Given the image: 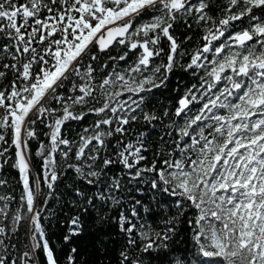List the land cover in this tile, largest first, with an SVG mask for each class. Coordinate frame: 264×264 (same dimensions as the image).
Returning a JSON list of instances; mask_svg holds the SVG:
<instances>
[{
    "label": "snow or ice",
    "instance_id": "1",
    "mask_svg": "<svg viewBox=\"0 0 264 264\" xmlns=\"http://www.w3.org/2000/svg\"><path fill=\"white\" fill-rule=\"evenodd\" d=\"M177 70L195 82L146 110ZM139 121L164 129L154 147L130 135ZM70 122L84 125L71 138ZM9 160L22 193L0 195V264H264V0H0V169ZM68 174L58 255L43 221ZM181 220L192 260L172 246Z\"/></svg>",
    "mask_w": 264,
    "mask_h": 264
},
{
    "label": "trees",
    "instance_id": "2",
    "mask_svg": "<svg viewBox=\"0 0 264 264\" xmlns=\"http://www.w3.org/2000/svg\"><path fill=\"white\" fill-rule=\"evenodd\" d=\"M175 35L178 40H182L185 35V29L183 27H178ZM195 38L196 37H194V39ZM120 51H123V49L116 45H114L113 48L109 49V52L112 55H118ZM99 55L101 57V61L107 62V56L105 53H99ZM132 59L134 60V57ZM129 62H132V61L130 60ZM119 64L121 65V67L125 66V62L123 61L119 62ZM181 78H183L181 82V91L186 85H189L195 82V78L191 77L190 75L186 73H183L180 70H177L171 76L170 82L168 83L167 88L156 89L151 94H145L147 97L146 110H153V109L160 110L163 107L169 106L170 104L174 103V97L177 96L179 93L173 92L172 89L176 86L178 81H181ZM88 122L89 123L91 122V118L89 119ZM83 126L84 125L82 123L70 122L68 125L65 126L66 131L64 132V135L69 138L76 136L78 132L82 131ZM141 130H145L149 133L150 148L156 145L158 141V134L164 131V129L159 125H157L155 129H153L151 126L145 125L143 121H139L136 124L132 125V131L130 135H133ZM37 131L40 134V140L46 142L47 138L44 135V133H46L48 130L44 128L43 125H39L37 127ZM37 148H38V141L33 140L31 142L32 175L42 176L43 173L40 167L41 160L39 157L35 155ZM13 154H14V150L10 149L7 155L13 156ZM10 164H11V160H9V164H6L3 169H0V179L7 181V183L3 187H0V195H12V196H15L18 201L22 193V187L19 183V173L17 172L16 169L10 167L9 166ZM72 183H73V176L71 174L63 176L61 181L57 183L55 193L53 197L48 200V203L46 206L47 210H46L45 215L48 218L43 221L45 226L48 228L50 239L52 240L53 245L56 247L58 255H62L60 250L63 247L62 240L60 238L61 227H60L59 221L62 217V210L64 212L68 211V209L64 208V204L70 199V196L68 195V193L70 192L71 189L68 186L71 185ZM47 192H48V189L46 187H43V193L46 194ZM145 195L149 196L150 194L145 193ZM43 199H44V196L41 195L38 199V203L42 202ZM158 199L161 200V204L163 206L157 209L156 213L153 214L154 220L156 221V224H154V226H157L159 224V221L162 219V214L165 212L167 208H170L172 204L171 199L168 197H162ZM12 207L13 208L16 207L15 202L13 203ZM172 211L174 212L175 209L172 208ZM52 213H55V215L53 216ZM169 214H171V212ZM89 226L91 227V218L89 221ZM159 226L162 227L163 225L159 224ZM26 227H27L26 225L22 226L18 233L19 238L22 242L24 241V233H25ZM112 239L113 241H115V244L113 245V247H115L118 250L119 244L122 241V238L119 235L113 233ZM173 239H174V243L172 244V246L175 249L179 250L181 254L187 253L188 258L190 260L194 259L193 250H192L193 246H192V241L190 238V231L188 230L187 225L182 222V220L177 226V234ZM79 243L83 249L87 241L86 239H82ZM81 259L82 260L83 259H95V257L90 258L85 254L81 256ZM41 260H42V257H41ZM153 264H157V262H153Z\"/></svg>",
    "mask_w": 264,
    "mask_h": 264
}]
</instances>
